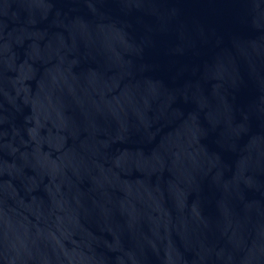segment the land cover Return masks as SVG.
I'll return each instance as SVG.
<instances>
[{
  "label": "water",
  "instance_id": "1",
  "mask_svg": "<svg viewBox=\"0 0 264 264\" xmlns=\"http://www.w3.org/2000/svg\"><path fill=\"white\" fill-rule=\"evenodd\" d=\"M0 264H264V0H0Z\"/></svg>",
  "mask_w": 264,
  "mask_h": 264
}]
</instances>
